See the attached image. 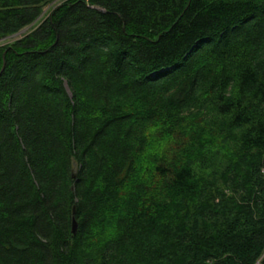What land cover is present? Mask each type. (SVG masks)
<instances>
[{
  "label": "trees",
  "instance_id": "16d2710c",
  "mask_svg": "<svg viewBox=\"0 0 264 264\" xmlns=\"http://www.w3.org/2000/svg\"><path fill=\"white\" fill-rule=\"evenodd\" d=\"M56 1L0 0V264H264V0Z\"/></svg>",
  "mask_w": 264,
  "mask_h": 264
},
{
  "label": "rangeland",
  "instance_id": "374dc122",
  "mask_svg": "<svg viewBox=\"0 0 264 264\" xmlns=\"http://www.w3.org/2000/svg\"><path fill=\"white\" fill-rule=\"evenodd\" d=\"M62 1H64V0H58V1H56V3H54L53 5H51V6H49L47 9H45L46 10V12H48V10L51 8V7H54L55 5H57V3H59V2H62ZM30 29H27V32L29 31ZM23 35H20V36H16V37H13V38H11V39H8V40H6V41H4V42H2V43H0V46H3V45H6L7 43H9V42H11V41H13V40H19L21 37H22ZM209 114L212 116V119H213V117H217V114L216 113H213V112H209ZM204 115V118H202V116L201 117H199V116H197V115H195V116H197V118L196 119H201L202 118V121H201V123L203 124L204 122L205 123H207V124H209V121L207 120V119H205V117H206V113H204L203 114ZM199 117V118H198ZM200 121H195V120H193L192 118H190L189 119V122L188 121H186V123H189V127L190 126H193V125H195V123H199ZM215 132L217 133V134H215V136H212V138H211V141L213 142V144H212V146L210 147V148H207V149H210L211 150V153L213 152L214 154H216V153H219V156H220V154L222 153V151H223V149H226V148H228L227 147V144L229 143V139L227 138V136H226V134L224 133V132H222L220 129H216L215 130ZM190 139V136L189 135H186L185 137H184V140L183 141H185V142H182V141H180V143H182V144H185L186 145V147L185 148H189L190 147V144H188L187 143V141ZM173 141H176V140H174V138H173V136H171V137H166L165 139H161V140H159V138H158V146H152L151 148H150V150H148V152H147V154H146V157L145 158H143V160L142 161H140V163H142V165H141V170L139 171L140 173H138L137 175H135V177H134V179H133V181L129 184V186H128V188L131 186V187H136V186H138L139 185V191H140V195H141V197H144L145 196V194H146V189L148 188L147 186H148V184H149V182L147 183V185H145L144 183H143V181H147L148 180V177H149V175H147V173H146V164H148V165H151V163L152 164H155L156 163V161H159V157H160V152L161 151H165L166 149H168V146H169V143L170 142H173ZM178 142V141H177ZM179 143V142H178ZM179 143V144H180ZM177 154H178V152H177ZM176 157V156H175ZM174 157V158H175ZM180 157H182V158H187V156H186V151H184V153L183 154H181L180 155ZM219 160V157H218V159H217V161ZM144 176V178H143V180L141 181V183L139 184V181L141 180L140 178L141 177H143ZM147 176V177H146ZM133 183V184H132ZM128 188H127V190H128ZM125 192H126V190H125ZM147 193H148V190H147ZM128 209H126V210H124V212H128V210L130 209V207H127Z\"/></svg>",
  "mask_w": 264,
  "mask_h": 264
},
{
  "label": "water",
  "instance_id": "95a60500",
  "mask_svg": "<svg viewBox=\"0 0 264 264\" xmlns=\"http://www.w3.org/2000/svg\"><path fill=\"white\" fill-rule=\"evenodd\" d=\"M77 228H78L77 223H76V221L74 220V221H73V233H74V234L77 233Z\"/></svg>",
  "mask_w": 264,
  "mask_h": 264
}]
</instances>
